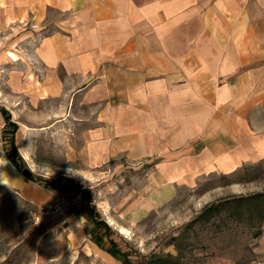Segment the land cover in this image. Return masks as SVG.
Wrapping results in <instances>:
<instances>
[{
  "label": "rangeland",
  "instance_id": "obj_1",
  "mask_svg": "<svg viewBox=\"0 0 264 264\" xmlns=\"http://www.w3.org/2000/svg\"><path fill=\"white\" fill-rule=\"evenodd\" d=\"M77 25L74 12L49 8L42 24L0 30V104L19 124L17 146L29 168L46 177L66 173L90 187L113 239L134 264H166L149 260L169 253L178 264L264 262V218L253 225L249 215L224 208L188 225L213 201L264 190V156L199 176L181 168L173 178L178 161L198 163L187 145L185 89L147 88L165 73H148L124 88L123 73L109 70L112 58L105 56L83 57L77 71V46L92 53L106 43ZM59 33L68 57L57 56ZM10 50L20 57L12 59ZM251 116L245 122L251 139L264 141V106ZM3 125L0 113V264H123L106 249L108 237L104 246L92 237L86 201L74 212L45 211L59 195L75 192L25 179L5 154Z\"/></svg>",
  "mask_w": 264,
  "mask_h": 264
},
{
  "label": "crops",
  "instance_id": "obj_2",
  "mask_svg": "<svg viewBox=\"0 0 264 264\" xmlns=\"http://www.w3.org/2000/svg\"><path fill=\"white\" fill-rule=\"evenodd\" d=\"M49 8L74 12L77 31L88 26L106 42L92 53L77 46V71L83 57L105 56L109 70L123 73L124 88L165 73L147 88L185 89L187 145L198 163L178 161L173 178L182 169L231 171L264 156V141H253L245 123L264 106V0H0V30L42 24ZM55 37L63 40L57 56L68 57L62 33Z\"/></svg>",
  "mask_w": 264,
  "mask_h": 264
},
{
  "label": "trees",
  "instance_id": "obj_3",
  "mask_svg": "<svg viewBox=\"0 0 264 264\" xmlns=\"http://www.w3.org/2000/svg\"><path fill=\"white\" fill-rule=\"evenodd\" d=\"M0 113L4 117L1 140L4 145L5 154L14 167L23 174L25 179L38 182L48 189L72 193L81 191L83 198L86 201V204H84L83 207H87L88 209L85 215L93 224L90 229L92 237L98 244L103 246L105 245L106 237H108L109 245L106 246V249L122 260L123 264H134L129 252L119 248L117 242L113 239L112 233L114 230L106 220L101 217L94 201V194L91 188L84 186L80 181L75 180L72 176L66 173H61L55 177H46L40 174H35V172H33V170L27 165L26 160L17 146L16 134L19 129V124L12 118L10 109L3 104H0ZM224 208L227 209L230 214L239 218L245 219L248 218L249 215V220L253 222V225H260L264 218V190L248 194L234 195L213 201L195 218H193L188 225H192L196 221L209 219L213 213L220 212ZM255 213L258 216L257 219L255 218ZM259 232L260 230L257 231V233ZM179 236L180 235L174 237L178 239ZM149 261L178 264L179 257L172 253L165 256L155 254L151 256Z\"/></svg>",
  "mask_w": 264,
  "mask_h": 264
},
{
  "label": "built area",
  "instance_id": "obj_4",
  "mask_svg": "<svg viewBox=\"0 0 264 264\" xmlns=\"http://www.w3.org/2000/svg\"><path fill=\"white\" fill-rule=\"evenodd\" d=\"M83 194L81 191H77L68 197L64 194L59 195L53 202L45 205L46 212L64 213L67 211H75L84 203ZM260 264L264 262L260 261Z\"/></svg>",
  "mask_w": 264,
  "mask_h": 264
},
{
  "label": "bare ground",
  "instance_id": "obj_5",
  "mask_svg": "<svg viewBox=\"0 0 264 264\" xmlns=\"http://www.w3.org/2000/svg\"><path fill=\"white\" fill-rule=\"evenodd\" d=\"M8 54L11 56L12 59H18L20 57L19 53L14 50L8 51ZM122 231H126L127 227L121 226Z\"/></svg>",
  "mask_w": 264,
  "mask_h": 264
}]
</instances>
